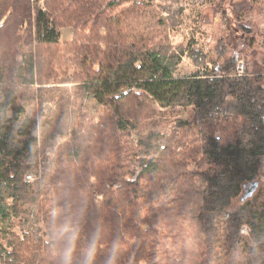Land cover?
Wrapping results in <instances>:
<instances>
[{
  "label": "trees",
  "instance_id": "16d2710c",
  "mask_svg": "<svg viewBox=\"0 0 264 264\" xmlns=\"http://www.w3.org/2000/svg\"><path fill=\"white\" fill-rule=\"evenodd\" d=\"M262 4L0 0V264H63L65 222L94 264H264ZM206 8L244 50L200 43Z\"/></svg>",
  "mask_w": 264,
  "mask_h": 264
},
{
  "label": "rangeland",
  "instance_id": "374dc122",
  "mask_svg": "<svg viewBox=\"0 0 264 264\" xmlns=\"http://www.w3.org/2000/svg\"><path fill=\"white\" fill-rule=\"evenodd\" d=\"M262 5L264 6V4ZM262 8L263 10L260 13L257 14L256 12H254L250 14V17H251L250 25L252 26V32H254V35L252 37L253 46L250 49H248L246 53H243V52L240 53L241 61L238 63V66L241 65L243 68H244V65L248 63L246 54H249L248 59H251L253 57L257 64L261 65L264 62V7ZM201 20L202 21L200 22H202L203 25H202V35H201L202 37L200 38V43H203L204 41L207 42L204 44V47H206L207 50L209 49L212 51L214 49L213 47L219 44V40L228 42L230 35H231V38L233 39V43L232 44L229 43V46H228L230 48V52L234 51L235 49L237 50V52H240L246 48L247 39L242 38L240 33H236V34L234 33L230 34V32L227 33L223 22L218 18V16L214 15L212 9L210 8L204 9L202 11ZM232 27H233L232 29L236 31L235 26L233 25ZM184 35H185V30H182L178 36H175V38L178 42H184L185 41ZM71 39H72V30L66 27L65 29H62L61 30V41L66 42ZM213 58L215 57L213 56ZM188 62H189L188 60H185L183 64L181 65L180 67L181 75H184L186 72L189 73V71L191 70V68H189ZM60 88L64 89L61 95L65 96L66 94L68 95L71 93L73 87L72 85L67 84V85H61ZM2 100L3 98L0 96V121L3 120V118L10 116L9 112L4 111L5 106ZM46 108H48V106ZM28 112L29 114H32L30 110H28ZM38 113H39V110H37L34 115L36 121L38 122V126H37L35 133L37 137L42 140V138H45V136H47L49 132H45L43 128L40 127L41 118L38 116ZM46 156H49L51 159H53L54 158L53 150L49 149L46 153ZM27 176H30L29 180L26 179L27 181L32 182L33 180H35V177L32 176L31 174ZM247 192H250L249 187L245 188L243 195L245 196ZM245 230L247 232V229ZM218 262L219 264H246V258L245 256H241L238 258V260L233 259L230 261V259L229 260L226 259L224 261V259L220 257Z\"/></svg>",
  "mask_w": 264,
  "mask_h": 264
},
{
  "label": "clouds",
  "instance_id": "9594fccd",
  "mask_svg": "<svg viewBox=\"0 0 264 264\" xmlns=\"http://www.w3.org/2000/svg\"><path fill=\"white\" fill-rule=\"evenodd\" d=\"M60 235L63 238L61 254L63 264H73V256L77 252H82V264H94L96 252L99 249L98 239L94 238L90 243L80 242L79 228L70 222H65L60 227ZM115 254V252H114ZM113 264V261H110Z\"/></svg>",
  "mask_w": 264,
  "mask_h": 264
},
{
  "label": "built area",
  "instance_id": "2783aa9c",
  "mask_svg": "<svg viewBox=\"0 0 264 264\" xmlns=\"http://www.w3.org/2000/svg\"><path fill=\"white\" fill-rule=\"evenodd\" d=\"M237 72L239 73V74H241L242 72H243V67L241 66V65H239L238 67H237ZM29 178H30V176H27V180H29ZM242 233L244 234H247V232H246V230L245 229H243L242 230Z\"/></svg>",
  "mask_w": 264,
  "mask_h": 264
}]
</instances>
